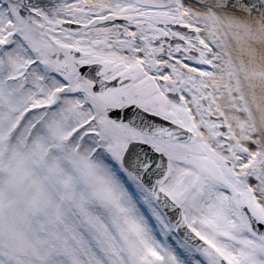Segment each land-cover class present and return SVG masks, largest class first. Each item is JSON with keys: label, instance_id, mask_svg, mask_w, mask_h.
I'll return each mask as SVG.
<instances>
[{"label": "snow or ice", "instance_id": "snow-or-ice-1", "mask_svg": "<svg viewBox=\"0 0 264 264\" xmlns=\"http://www.w3.org/2000/svg\"><path fill=\"white\" fill-rule=\"evenodd\" d=\"M0 264H264V0H0Z\"/></svg>", "mask_w": 264, "mask_h": 264}]
</instances>
